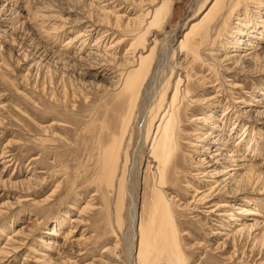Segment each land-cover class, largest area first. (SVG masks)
<instances>
[{
    "label": "rangeland",
    "instance_id": "rangeland-1",
    "mask_svg": "<svg viewBox=\"0 0 264 264\" xmlns=\"http://www.w3.org/2000/svg\"><path fill=\"white\" fill-rule=\"evenodd\" d=\"M120 1L123 0H108V3L118 4ZM128 1L133 0H124ZM210 1V5L200 14L206 0H175L169 24L164 31L166 41L159 42L154 56L156 58L158 53L164 56L169 54L170 59L168 62L166 58L165 66L155 75L151 96L166 81L171 66H178L175 64L179 62L177 47L215 0ZM3 3L7 16L4 24L6 35L0 39V154L8 155L7 160L11 162L7 164L8 169L3 178L8 180L6 186L10 189L4 191L5 195L0 194V250L7 242L6 234L12 237L14 230L26 222H33L27 232L31 236L30 242L13 259L4 261L5 264H44L35 261L44 253L37 238H45L51 227L59 229L63 223H67V218L76 216L82 220L80 232L84 233L85 238V254L76 264H173L171 256L141 263L139 236L133 238L130 233L132 204L136 205L138 212V226L144 225L146 228L151 220L150 200L155 199L149 147L140 146L142 128L137 126L139 114H133L135 117L132 116L131 123L122 134V120L127 111L126 98L112 89L108 77L93 80L87 74L90 65L103 62L104 56L105 61H110L109 53L115 52L109 49L106 56L108 46L105 44L109 43L108 40L96 47L98 32H85L86 26L103 31L107 21H100L103 19L102 8L111 9L112 6L105 0H4ZM260 3L264 5V0H260ZM125 7L114 10L122 17L121 28L126 18L133 15L130 8ZM238 9L235 13H243ZM251 11V8L245 9L253 17ZM257 11L264 17V10ZM237 14H234L235 18ZM231 21L233 24L238 22L235 19ZM108 23H113L112 15ZM35 25L44 26V31L54 26L62 27L57 28V35L54 33L47 37L33 30ZM232 27L227 25L221 37L210 46L212 48L203 50L206 55H201V58L197 55V60L188 55L186 60L189 72L209 79L213 84L210 86H213L212 89H207L209 86L193 81L190 99L194 101L198 96H218L215 99L218 108L208 112L198 103H191L183 111L179 149L173 160L175 169L171 166L170 181L165 187V193L170 195L173 203L172 223L176 229L181 264H264V225L261 224L257 230L245 231L240 240L224 242L221 235L227 229L225 219L217 217L218 214L211 215L209 206L232 201L223 197L205 201L203 196L208 191L207 187L212 186L206 185L210 179L201 180L191 161V157H197L200 150L194 147L197 146L195 142L190 141L197 132L192 121L205 113H211V116L221 121L226 118L222 117L224 109L229 108L228 115L231 117L223 126L224 136H229L227 140L235 146L245 132L244 143L236 145V148H241L250 164L264 168V127L259 128L255 121L241 114V111H255L264 107L261 95L264 94V55L255 66L233 72H225L208 61L217 47L221 48L220 53L226 50L223 49V42L233 37L228 30ZM80 31L86 36L85 44H69L75 33ZM260 38V45H264V29ZM150 41L148 38L144 50L152 48ZM120 47L115 52L119 59L128 44ZM141 48L138 47L133 56H138ZM74 56H85L86 60L93 61L81 62ZM204 92L206 95L203 96ZM256 99L259 103H255ZM235 118L238 119V125H233L236 123ZM234 126L236 129L232 130ZM120 138V144L117 145L119 165H122L124 154L128 163V180L132 178V185L129 188L126 183L119 195L116 188L111 191L106 187L102 177L105 175L104 152L110 143ZM257 177L252 172L241 181L242 186L239 187L246 192L238 195L237 200H241L238 203L242 205L248 204L247 207L260 216H251L249 219L264 223V178ZM23 179H29V189L18 188L17 185L14 189L9 187L10 183ZM194 197L195 201L192 200ZM235 223L230 224L231 227ZM147 228L153 230L151 225ZM61 230L62 233L66 232V226L61 227ZM50 264L70 263L59 260Z\"/></svg>",
    "mask_w": 264,
    "mask_h": 264
},
{
    "label": "bare ground",
    "instance_id": "bare-ground-1",
    "mask_svg": "<svg viewBox=\"0 0 264 264\" xmlns=\"http://www.w3.org/2000/svg\"><path fill=\"white\" fill-rule=\"evenodd\" d=\"M3 2L4 0H0V10H2L0 13V39L6 35L4 24L7 11L3 9ZM105 2L112 6L111 9L102 8L101 11L103 19L100 18V21H107V23L104 24L106 28L102 29L103 26H101L103 31H95L91 26H86V31L83 30L90 34L92 32H98V39L96 42L93 40L96 47H98L100 43H105V41L108 40L109 43L105 44L106 47L108 46V50L103 49L106 50L105 55L110 51L109 49H114L116 52L121 45L124 47V45L128 44V48L120 59L116 57L117 55L115 52H110L108 55V58H111L109 59L110 61H105L104 56V58H102L103 62L94 63L95 65L92 66L90 65L87 74L93 80L108 77L111 80L110 86L112 89L126 98L127 111L122 120V134L124 130L128 128L129 122L131 123L132 116L136 113L139 114L137 126L140 125L142 128V134H140V146L149 147L148 155L153 164L151 166L152 168H150L153 177V188L155 189V199H153V201L150 200L152 202V206L150 205L151 209H149L151 220H149V225L147 224L149 227L151 225L153 230H148V226H146V228L144 225L138 226V212L136 205L133 203L132 206L130 205V233L133 238L139 236V260L141 263H145L149 259L156 260L162 256H171L173 259L170 258V261L173 260V264H181L176 229L173 226L174 223H172L173 216L171 206L173 207V203L170 200V195H166L165 187L170 181L168 178L170 176L169 173L171 166L175 169L173 160H175L177 156L176 151L179 149L178 142L181 130L179 128L184 117L183 111L185 107L189 106L191 103H198L199 106L205 108V111L208 112L217 110L218 108L215 106L216 103H218L215 100L218 96H207V98L198 96L194 101L190 99V92L194 86L193 81H197L200 85L209 86L207 89H212L213 86L210 87L212 82H209V79L201 78L196 74L189 72V69H186L189 66L186 60L189 57L188 55H191L195 60H197V55L201 58V55L204 54L203 50L206 48H212L210 46L217 38L221 37L220 34L221 32H224V28L227 25H229V27L234 25L231 29L228 28L229 33H231L233 37L231 36L229 37V41L225 40L223 42V49L226 50H223V52L220 53L221 48L217 47V49L213 51L214 54H210L211 57L208 58V61L211 62L213 66H218L225 72H233L239 68L240 71H242L244 68L255 66L257 61L262 59V56L264 55V45H260V36L264 29V17L260 15L259 11H257L264 10V5L260 3V0H215L209 11H207L198 23L191 26L189 33L186 34L179 43L177 47V54H179L177 60H179V62L175 63L178 66H171L166 81L157 91H155V94L153 93L154 96H151L150 89L153 83H155V75L163 69V66H165L166 58L167 61L170 59L169 54H165L164 56V54L158 53L156 58H154V56L159 42L162 40L166 41L164 31L169 24L175 0L128 1L129 3L131 2V4L124 2V0L120 1L118 4L116 2L112 3L113 1L108 3V0H105ZM210 3V0H206V3L203 4L201 8L202 12H200V14L205 11ZM125 6L130 8L133 15L130 18H126L124 21L125 23H123V28H121L120 23L122 22V17L114 10L117 8L119 10L125 9ZM247 8L252 9L251 13L253 14V17H250L247 14L248 12H245V9ZM236 9L243 13L238 15L235 13ZM234 14H237L236 18ZM102 15H100V17ZM111 15L113 23H108ZM2 18L3 20H1ZM232 19H235L238 22L233 24L231 21ZM257 21L260 22L258 23ZM92 26L99 27L96 24H92ZM59 27L61 28L62 26ZM59 27H50L48 30L46 29V31H44L42 30L44 26L35 25L33 26V30H36L37 33L40 34L43 33L48 37L54 33L57 35V33H59L57 28ZM115 34H118L119 36H116ZM85 37V34L81 31L77 32L69 44L73 43V46L84 45L86 40ZM148 38L151 40L150 44H152V48L144 50ZM256 41L257 43L254 45L253 43ZM138 47L142 48L139 55L135 57L133 56V52ZM230 49L232 50L230 51ZM91 52L90 54L92 55L93 53ZM146 53V56H141ZM74 57L81 62L86 60V58H84L85 56H79L78 58H76V56ZM69 61L71 62L72 60ZM118 68H121L122 70L118 71ZM182 76L183 78H181ZM205 92L202 93L203 96L206 95ZM261 95L264 98V94ZM255 103H259V101L256 99ZM228 112L229 108H225L222 117L226 118L221 121L216 120V116H211V113L209 115L205 113L203 116L196 117L192 122L194 123V126L197 127V132L195 131L196 134H194L190 140L196 143L197 146L194 147L200 149L197 152V157L193 159L191 157L193 169L201 180L208 181L210 179V182H206L207 186L212 185L211 187H207L208 191L206 195H202L203 198H205L204 200L210 201L223 197L224 199L232 201V203L223 201L222 203H216L209 206V208H211V211L209 212L211 215L215 216V214H218V216L216 215L217 217L225 219L227 229L223 230L221 235L224 238V242L233 241L234 239L240 240V238H243L242 235L245 231L250 232V230H257L261 228V224L264 225V223L259 222L257 219H249L251 216H260L259 214L252 212L247 207L248 204L246 205L244 202V205H242L238 203L242 201L237 200L238 195L246 192L245 189L239 187L242 186L240 184L241 181H244L252 172L257 174L258 179H261V177L264 178V168L262 166H254L250 164V161L245 157L246 155H243L241 148H236V145L244 143L243 136L245 132L242 133V137L240 136L241 138L237 140L238 142L235 146H232L229 143V140H227L229 136H227V138L224 136L223 126L225 121H229L231 117L228 115ZM236 112L238 114V111ZM241 114H243V116L246 115L249 119L255 121L259 125V128L262 126L264 127V107L263 109H257L255 111L252 109L241 111ZM235 121L236 123L233 125H238L237 118H235ZM239 123L241 122L239 121ZM161 125L162 128L159 129ZM233 129H236L235 126L232 127V130ZM244 130H246V126H244ZM114 141V143H110L112 146L109 145V148H107L106 151L104 150L105 152L103 156L105 159L103 160L105 162L103 161V171L105 170V175H103L102 180L106 187H109L111 191L116 188L120 195L121 190H124L126 187V183L129 185L128 187L131 188L132 178L131 181L128 180V163L127 157L124 154L122 156V165H119L120 158L118 159L117 145L120 144L121 138ZM8 157L9 156L4 153L0 154V194L2 193V195H5V192L10 189L6 186L8 180H3L4 174L8 169L7 164L11 162V160H7ZM28 181L29 179H23L14 184L10 183L9 187L14 189L17 185L18 188L29 189L31 183ZM196 197L192 198V200L195 201ZM26 223L27 224L19 227L18 230L13 231V238L8 237L9 234H6L5 237L7 242L0 250V264H5L6 261L13 259L20 249L26 247L30 242L31 236L27 232L31 229L29 226L30 224H33V222ZM234 223L235 225L231 227L230 224ZM82 224V220L79 216H76L75 218L69 217L67 218V223H63L59 229L57 227H51L49 232L45 234L47 235L45 238L38 237L36 241L43 248L42 252L44 253L40 254L39 259H35V261L44 264H50L51 262L59 260L62 262L67 261L70 264H76L79 262L85 254L84 233L82 234V231L80 232V226ZM63 226H66L67 230L62 233L61 227ZM147 255L152 257L148 258ZM142 259H144V261Z\"/></svg>",
    "mask_w": 264,
    "mask_h": 264
}]
</instances>
